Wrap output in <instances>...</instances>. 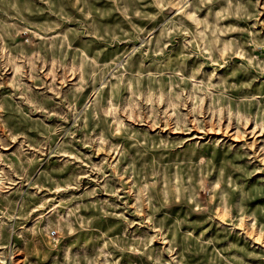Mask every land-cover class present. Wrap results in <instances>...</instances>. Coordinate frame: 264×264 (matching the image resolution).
<instances>
[{
	"label": "rangeland",
	"instance_id": "374dc122",
	"mask_svg": "<svg viewBox=\"0 0 264 264\" xmlns=\"http://www.w3.org/2000/svg\"><path fill=\"white\" fill-rule=\"evenodd\" d=\"M0 264H264V0H0Z\"/></svg>",
	"mask_w": 264,
	"mask_h": 264
}]
</instances>
